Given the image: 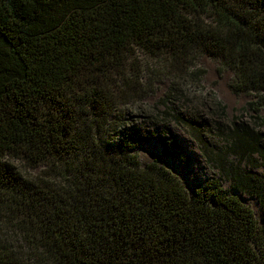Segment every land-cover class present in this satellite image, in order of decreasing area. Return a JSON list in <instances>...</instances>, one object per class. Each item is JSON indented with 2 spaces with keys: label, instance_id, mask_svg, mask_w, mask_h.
I'll list each match as a JSON object with an SVG mask.
<instances>
[{
  "label": "trees",
  "instance_id": "trees-1",
  "mask_svg": "<svg viewBox=\"0 0 264 264\" xmlns=\"http://www.w3.org/2000/svg\"><path fill=\"white\" fill-rule=\"evenodd\" d=\"M137 53L170 80L146 123L183 128L260 226L218 181L189 196L140 164L125 127L153 80ZM203 55L253 96L247 121L196 96ZM263 109L264 0H0V264H264Z\"/></svg>",
  "mask_w": 264,
  "mask_h": 264
},
{
  "label": "rangeland",
  "instance_id": "rangeland-1",
  "mask_svg": "<svg viewBox=\"0 0 264 264\" xmlns=\"http://www.w3.org/2000/svg\"><path fill=\"white\" fill-rule=\"evenodd\" d=\"M136 56L141 69L153 80L151 85L153 92L144 97L139 104L128 108L131 117L125 127L131 134L132 141L137 140L134 153L137 155L140 164L145 165L156 161L179 179L189 196H193L196 187L205 190L212 187L211 182L213 180L218 181L224 190H227L230 195L238 198L251 209L257 224L260 226L262 223V210L258 200L253 196L232 189L229 180L223 178L216 169L206 165L196 144L183 128L171 122L166 129L160 125L146 123L140 108L147 111L152 109L162 110L163 107L160 106V101L164 97L170 80L158 68L155 61L143 56L141 53H137ZM197 67L205 72L201 77L202 90L198 91L196 96L200 97L208 92L213 93L215 99L225 108V117L222 119L224 125H228L234 118L247 121L252 115L248 104L254 98L249 94H235L232 91V71L221 69L220 63L216 59L205 55L199 58ZM210 106L212 105L205 104L201 107V111L206 115H208V112L212 113L214 110L212 111ZM259 116L264 119V109L260 111ZM262 131L264 132V129ZM138 137L145 138L146 141L140 142L137 139ZM160 138H164L169 152L174 153L176 157L163 155ZM17 165L25 176H36L39 170L43 168L39 167L36 170H31L22 163Z\"/></svg>",
  "mask_w": 264,
  "mask_h": 264
}]
</instances>
